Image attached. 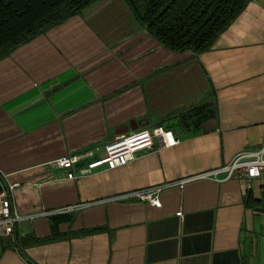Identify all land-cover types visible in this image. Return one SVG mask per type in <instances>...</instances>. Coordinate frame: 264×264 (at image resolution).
I'll return each mask as SVG.
<instances>
[{"label":"crops","instance_id":"1","mask_svg":"<svg viewBox=\"0 0 264 264\" xmlns=\"http://www.w3.org/2000/svg\"><path fill=\"white\" fill-rule=\"evenodd\" d=\"M158 126L179 144L76 180L48 166ZM263 135L264 0L200 54L161 46L124 0H96L0 58V189L16 185L20 215L89 203L17 225L0 264H264V174L168 188L160 208L104 201L221 167Z\"/></svg>","mask_w":264,"mask_h":264},{"label":"trees","instance_id":"2","mask_svg":"<svg viewBox=\"0 0 264 264\" xmlns=\"http://www.w3.org/2000/svg\"><path fill=\"white\" fill-rule=\"evenodd\" d=\"M96 0H0V58ZM135 20L173 52L203 53L250 0H124Z\"/></svg>","mask_w":264,"mask_h":264},{"label":"built area","instance_id":"3","mask_svg":"<svg viewBox=\"0 0 264 264\" xmlns=\"http://www.w3.org/2000/svg\"><path fill=\"white\" fill-rule=\"evenodd\" d=\"M179 139L162 126L152 130L140 129L127 135L117 136L109 143L101 147L84 151L78 154L66 155L48 163V166L63 172L67 180H76L94 174L99 169L114 170L133 162L141 153L149 152L155 146L160 148H172L179 144ZM103 151L101 157L96 154ZM264 174V135L261 148L257 151H241L221 167L202 171L200 173L183 177L181 179L157 184L154 186L128 191L106 198L105 202H129L139 201L150 207L160 208V194L168 188L176 187L180 190L188 183L196 181H212L224 183L229 180H241L246 188L250 187V180ZM16 187L9 184L0 189V237H6L13 233L15 227L24 221L36 217H49L55 215L70 214L81 210L89 203L68 205L50 211L20 215L13 208L11 194ZM176 216H181L176 213Z\"/></svg>","mask_w":264,"mask_h":264}]
</instances>
